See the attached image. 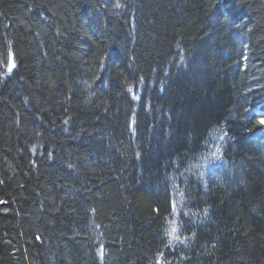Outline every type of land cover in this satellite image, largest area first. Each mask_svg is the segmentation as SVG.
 <instances>
[{
  "label": "trees",
  "instance_id": "16d2710c",
  "mask_svg": "<svg viewBox=\"0 0 264 264\" xmlns=\"http://www.w3.org/2000/svg\"><path fill=\"white\" fill-rule=\"evenodd\" d=\"M262 118L264 0H0V264H264Z\"/></svg>",
  "mask_w": 264,
  "mask_h": 264
},
{
  "label": "snow or ice",
  "instance_id": "6c2138e0",
  "mask_svg": "<svg viewBox=\"0 0 264 264\" xmlns=\"http://www.w3.org/2000/svg\"><path fill=\"white\" fill-rule=\"evenodd\" d=\"M9 71H11V67L9 68ZM258 123L264 125V118L260 119L258 121ZM176 233H177V227L176 226H172V228H171V230L169 232V236L172 237V238L178 239L179 237L176 236Z\"/></svg>",
  "mask_w": 264,
  "mask_h": 264
},
{
  "label": "bare ground",
  "instance_id": "6f19581e",
  "mask_svg": "<svg viewBox=\"0 0 264 264\" xmlns=\"http://www.w3.org/2000/svg\"><path fill=\"white\" fill-rule=\"evenodd\" d=\"M11 56H12V55H11ZM11 56H10V57H11ZM10 63H11V64L14 63V59H13V58L10 59ZM166 224H167V223H166ZM173 225H174V224L171 223V226H173ZM168 226H169V223H168ZM167 233H169V229H168V232H167Z\"/></svg>",
  "mask_w": 264,
  "mask_h": 264
}]
</instances>
